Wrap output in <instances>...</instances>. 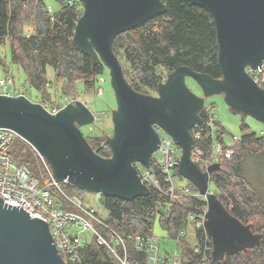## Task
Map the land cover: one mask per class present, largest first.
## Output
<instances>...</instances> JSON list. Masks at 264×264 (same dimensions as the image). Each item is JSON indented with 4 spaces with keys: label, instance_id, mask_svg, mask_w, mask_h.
<instances>
[{
    "label": "water",
    "instance_id": "95a60500",
    "mask_svg": "<svg viewBox=\"0 0 264 264\" xmlns=\"http://www.w3.org/2000/svg\"><path fill=\"white\" fill-rule=\"evenodd\" d=\"M206 9L216 31L219 78L177 66L157 85L156 94L134 90L126 80L113 51L115 37L161 15V0H80L82 13L73 43L100 61L109 72L116 99L111 110L112 135L107 137L111 155L93 151L80 127L94 121V114L81 100L68 102L50 113L27 95L0 94V128L13 130L50 166L54 179L81 190L131 201L148 196L134 163L151 167L153 154L163 145L156 126L167 133L180 150L177 170L204 197L203 228L211 240L210 256L222 261L259 246L260 232L253 223L233 216L210 191V173L219 164L201 170L191 158L194 140L190 128L200 120L204 98L222 94L237 113L249 115L264 128V90L246 72L264 62V0H184ZM186 78L200 88L202 96L188 87ZM0 264H66L47 223L31 218L19 205L0 199Z\"/></svg>",
    "mask_w": 264,
    "mask_h": 264
},
{
    "label": "trees",
    "instance_id": "16d2710c",
    "mask_svg": "<svg viewBox=\"0 0 264 264\" xmlns=\"http://www.w3.org/2000/svg\"><path fill=\"white\" fill-rule=\"evenodd\" d=\"M56 1L59 9L50 13L43 0H0V42L8 43L11 62L22 68L26 84L38 92L35 102L60 108L62 104L52 102L49 97L51 81L46 76L47 66L53 68L54 83H60L65 96L77 94L78 81L86 91L94 89L98 76L106 67L100 61L92 63L91 57L73 43L76 21L82 13L80 0ZM161 1L166 6L163 14L118 34L113 41V51L131 87L151 94L149 91H156L163 80L162 72L168 75L180 65L219 78L216 31L209 12L184 0ZM27 25L31 28L29 34L25 30ZM218 125L223 130L220 123ZM245 128L246 125L241 124V130ZM85 137L98 155H111L104 134ZM8 153L18 166H25L35 178L40 173L49 180L39 155L23 139L17 137ZM247 163L251 164V169L264 170V132L241 135L234 144L231 158L210 173V182L214 185L213 192L233 216L245 224L260 221L254 229L262 234L260 245L227 254L222 261L213 260L209 250L202 264H264V195L246 172ZM175 172L179 175L177 168ZM161 183L165 187L163 181ZM188 187L198 191L190 182ZM65 188L79 195L85 192L69 183H65ZM100 203L106 210L103 218L122 235L151 234L153 220L158 214L161 226L173 240L187 229L190 214L198 216L206 208L203 198L184 197L170 201L153 189L148 196L131 201L100 195ZM195 235L198 245L207 244L211 248L210 238L202 228L196 229ZM179 243L184 258L199 264L200 254L186 244L185 237H180ZM128 248L130 254L137 253L141 259L145 257V252L134 249L131 242H128ZM75 264L116 262L104 248L88 245L82 252L81 261Z\"/></svg>",
    "mask_w": 264,
    "mask_h": 264
},
{
    "label": "built area",
    "instance_id": "2783aa9c",
    "mask_svg": "<svg viewBox=\"0 0 264 264\" xmlns=\"http://www.w3.org/2000/svg\"><path fill=\"white\" fill-rule=\"evenodd\" d=\"M48 11L52 13L50 7ZM246 72L264 90V62L258 68L246 67ZM8 84L12 87L11 78L0 80L3 94L18 95L7 88ZM74 101L68 100L67 103ZM41 104L50 113H56L59 110L58 107ZM211 107L212 105L205 107L203 104L199 113L200 120L190 128V134L194 140L190 158L203 171L212 164L221 165L230 159L237 140L234 137L231 144L225 143V131L220 128L218 120L211 114ZM99 117L94 116V121H100ZM156 131L164 142L157 150L163 155V163L158 164L154 156L151 167L142 165L143 168L140 170L137 163H134L141 182L148 187L149 191L151 189L158 191L170 201H177L184 197L204 199L198 191L194 192L187 186L175 184L172 172L178 166L181 150L161 128L156 126ZM17 137L19 136L13 130L0 128V199L13 206L19 205L31 218L35 217L47 223L53 244L66 264L80 262L82 252L88 245L104 248L116 264H192L177 249L173 253L159 254V246L154 244L156 239L152 233L122 235L100 215L95 207L64 191L61 184L67 182L56 181L50 166L40 156L49 177V183L39 186L38 179L25 166H18L8 153L9 146ZM161 181L165 187L162 186ZM49 187L55 191V194L49 191ZM96 195L100 198V194ZM205 211L206 208L202 214L198 216L190 214L187 218L188 225L191 224L193 227V235L196 238L195 244L191 247L195 253L200 254L199 264L205 261L208 251L211 252L207 244L202 247L198 245V237L195 235L196 229L204 230ZM186 234L187 229H183L179 237L175 239L177 244L180 237H186ZM205 234L208 236L206 232ZM128 242L132 243L134 249L144 251L145 257L141 259L137 253L130 254Z\"/></svg>",
    "mask_w": 264,
    "mask_h": 264
},
{
    "label": "rangeland",
    "instance_id": "374dc122",
    "mask_svg": "<svg viewBox=\"0 0 264 264\" xmlns=\"http://www.w3.org/2000/svg\"><path fill=\"white\" fill-rule=\"evenodd\" d=\"M43 1L45 5L52 9V12L58 11L59 4L56 0ZM25 30L27 31V34L31 32V28L29 27V25H27ZM0 59L2 60L0 63V80L11 78L12 87L8 84L7 88L15 94H26L31 101L35 102L38 96V92L26 84L25 72L22 70V68L11 62L9 45L7 42H0ZM162 74L164 76L162 81H164L167 77V72L164 71L162 72ZM46 76L47 79L51 81V85L49 87V97L52 102L65 105L69 99L75 98V100L83 101L86 106L90 109V111L94 114V116H100V121L95 120L88 125L80 127L84 136L104 134L107 138L112 135L113 125L111 122V110H114L116 108V99L114 91L110 84V77L107 68L104 70L103 74L98 76L94 89L86 91L83 87L82 82L78 81L76 83V93L78 95H63L60 83H54V71L52 67H46ZM186 79L188 87H190V89L193 90L197 95L202 96V92L197 86V84L194 83L192 79ZM149 92L154 95L156 94V91ZM0 94H3L1 86ZM210 105H212L210 110L211 114L215 116V118L218 120L221 127L225 131L224 141L226 144H231L233 142L234 137L238 139L244 133H261L264 131L261 122L255 120L249 115L232 111L229 106L224 102L222 94H215L205 97L204 106L209 107ZM241 124L246 125V128L244 130H241ZM153 156L158 161V164L162 165L163 155L159 151H156ZM249 164L247 163L245 165L246 172L250 174L252 183L256 187H258V190L262 191V194L264 195V170L258 167L251 169V164ZM137 166L138 169L142 170V165L137 163ZM172 174L175 184L184 185L188 187L189 181H187L185 178L180 177L175 171H173ZM36 177L38 178L39 186H45L49 183V180L47 178H43L40 173L37 174ZM61 187L71 196H80L84 203H88L95 207L102 217L106 215V210L100 203V198L97 197L95 193L85 191L82 195H79L74 191L66 189L65 183H62ZM48 189L49 191L55 194V191L51 187H49ZM209 189L211 192H213L214 185L212 184V182H210ZM258 225H260V221L255 220L254 229H257ZM192 229L193 227L191 226V224L188 225L187 234L185 237L186 244L190 247L193 246L196 242V238L193 235ZM152 236L156 239L154 241V244L159 246V254H163L164 252L173 253L175 249H177L179 253L182 251L180 243L177 244L175 240L169 238L166 230L161 226L158 214L153 220Z\"/></svg>",
    "mask_w": 264,
    "mask_h": 264
},
{
    "label": "flooded vegetation",
    "instance_id": "af4514ba",
    "mask_svg": "<svg viewBox=\"0 0 264 264\" xmlns=\"http://www.w3.org/2000/svg\"><path fill=\"white\" fill-rule=\"evenodd\" d=\"M189 79V78H188ZM187 80V79H186Z\"/></svg>",
    "mask_w": 264,
    "mask_h": 264
}]
</instances>
